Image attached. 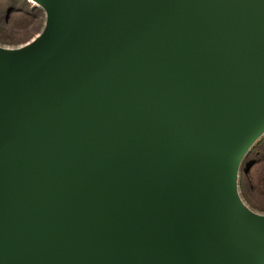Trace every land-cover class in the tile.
I'll use <instances>...</instances> for the list:
<instances>
[{"label":"water","instance_id":"obj_1","mask_svg":"<svg viewBox=\"0 0 264 264\" xmlns=\"http://www.w3.org/2000/svg\"><path fill=\"white\" fill-rule=\"evenodd\" d=\"M32 1L0 46V264H264L237 191L264 0Z\"/></svg>","mask_w":264,"mask_h":264},{"label":"rangeland","instance_id":"obj_2","mask_svg":"<svg viewBox=\"0 0 264 264\" xmlns=\"http://www.w3.org/2000/svg\"><path fill=\"white\" fill-rule=\"evenodd\" d=\"M46 14L32 0H0V46L19 47L42 30ZM238 195L252 212L264 215V132L241 162Z\"/></svg>","mask_w":264,"mask_h":264},{"label":"bare ground","instance_id":"obj_3","mask_svg":"<svg viewBox=\"0 0 264 264\" xmlns=\"http://www.w3.org/2000/svg\"><path fill=\"white\" fill-rule=\"evenodd\" d=\"M38 36H39V34L36 35L32 40L28 41L27 43H25V44H23V45H21V46L24 47V46H26V45H29L30 43H32L33 41H35L36 38H37Z\"/></svg>","mask_w":264,"mask_h":264}]
</instances>
